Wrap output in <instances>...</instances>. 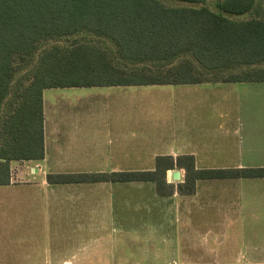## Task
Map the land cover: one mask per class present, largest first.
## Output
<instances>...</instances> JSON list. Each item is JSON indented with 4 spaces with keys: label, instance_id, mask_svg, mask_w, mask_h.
<instances>
[{
    "label": "crops",
    "instance_id": "obj_1",
    "mask_svg": "<svg viewBox=\"0 0 264 264\" xmlns=\"http://www.w3.org/2000/svg\"><path fill=\"white\" fill-rule=\"evenodd\" d=\"M118 88H139L131 97L138 101V133L124 125L136 115L117 113L118 107L133 106L129 93ZM101 89H108L102 96L111 100L104 115L65 113L58 105V112L53 107L48 116L43 95L45 157L11 162V182L0 186V264H98V249L132 250L131 244L145 248V237L140 240L138 235L153 232L146 229L152 226L126 233L137 240L126 236L118 244L112 230L97 227L98 218L113 217L114 186L125 184H52L49 175L152 171L161 156H193L198 170L264 168V82ZM162 99H168L167 107L161 106ZM163 111L169 119L166 137L155 124ZM80 119L103 121L104 134L96 137L89 127L72 124ZM176 172L179 180L173 177ZM185 177L184 169L167 173L169 184L178 181L168 197L158 195L154 183L136 182L151 186L152 201L180 197L185 234L217 232L207 219H233L243 227L264 219V178L200 180L194 194L178 195ZM171 233L178 241L176 228ZM111 260L106 254L102 264Z\"/></svg>",
    "mask_w": 264,
    "mask_h": 264
},
{
    "label": "trees",
    "instance_id": "obj_2",
    "mask_svg": "<svg viewBox=\"0 0 264 264\" xmlns=\"http://www.w3.org/2000/svg\"><path fill=\"white\" fill-rule=\"evenodd\" d=\"M206 2L0 0V186L11 182V162L45 157V90L264 82V21L231 18L251 12L257 0H219L218 12L196 6ZM81 33L109 40L116 52L85 42L44 47ZM37 53L35 70L24 72ZM176 168L186 171L177 187L185 195L194 194L200 180L264 178V168L198 170L193 156H161L152 171L59 174L48 181L151 182L168 197L176 187L167 173Z\"/></svg>",
    "mask_w": 264,
    "mask_h": 264
},
{
    "label": "rangeland",
    "instance_id": "obj_3",
    "mask_svg": "<svg viewBox=\"0 0 264 264\" xmlns=\"http://www.w3.org/2000/svg\"><path fill=\"white\" fill-rule=\"evenodd\" d=\"M219 0H207L205 4L196 5L197 7L206 6L209 9L218 12ZM170 6H177L179 4L167 3ZM237 21H249L252 19H261L264 21V0H257L256 7L246 15L231 17ZM92 43L106 49L109 53L114 54L116 47L104 38L97 37L89 33H81L66 39L58 41H50L44 45L45 48L50 49L54 46H69L75 43ZM40 53V52H39ZM38 53L34 60V64L27 68L24 72L35 70V61L38 58ZM188 58L180 59L187 61ZM173 66H156L153 70L161 69L167 71ZM200 70L199 66H196ZM201 71V70H200ZM199 72V71H198ZM200 73V72H199ZM202 74V73H201ZM228 75V74H225ZM225 75H219L217 79L222 80ZM216 79L215 77H210ZM139 88H118L117 91L129 93V104L133 105L131 108L126 106L118 107L117 113L124 117L127 115H136L133 120L124 121L125 128L133 129L136 133L140 125L137 124V113L135 108L138 101L131 99L137 95L136 91ZM108 89H52L45 92V101L48 105V116H51V111L58 112V105L65 108V113L87 114L96 112L98 115H104L108 112L107 108L110 106L111 100L106 98L105 92ZM92 94H96L94 97ZM86 95V96H85ZM88 95L91 97L85 98ZM84 97V100H83ZM82 99V100H81ZM156 102V99H155ZM168 99L161 100V106L167 107ZM152 105V104H151ZM156 106V104L154 105ZM217 107H222L221 105ZM92 108H96L93 111ZM213 108V107H212ZM209 108V109H212ZM214 110V109H213ZM217 109H215V112ZM79 112V113H78ZM166 111L161 113L159 120L155 124L160 125L161 135L166 137L169 134V119ZM164 117V118H163ZM74 125L81 129L90 128L95 133L91 132L93 136L103 135L105 124L99 119L95 122H89L85 119H80ZM120 124V123H119ZM157 131V130H156ZM138 133V132H137ZM98 134V135H97ZM186 172V171H185ZM21 179V178H19ZM175 185L178 181L171 179ZM151 186L143 184L131 183L125 185H116L113 188V217L98 218L97 227L99 229L112 230L113 241L118 244L120 241L124 242L126 236L136 241V235L129 236L126 233H134L148 227L149 232L144 236L138 235L140 240L145 237L146 245L144 249H136V244L132 250H117L112 251L97 250L98 264L104 262V256L110 257L112 264H264V219H258L255 225L252 222H247L243 227L241 223H233V219H207L208 227L217 229L207 234H185L184 232V214L180 210V197L173 198V200L151 199ZM181 195V194H178ZM120 199L123 200V207L120 206ZM126 199L128 205L126 206ZM115 203L119 206H115ZM127 207V208H125ZM255 221V219H251ZM176 228V236L178 241H174V234L171 230ZM104 229V230H105ZM199 230V228H198ZM157 244L156 246L154 245ZM112 253V255H111ZM110 255V256H109Z\"/></svg>",
    "mask_w": 264,
    "mask_h": 264
},
{
    "label": "water",
    "instance_id": "obj_4",
    "mask_svg": "<svg viewBox=\"0 0 264 264\" xmlns=\"http://www.w3.org/2000/svg\"><path fill=\"white\" fill-rule=\"evenodd\" d=\"M173 177L175 180H179L180 179V173L176 172Z\"/></svg>",
    "mask_w": 264,
    "mask_h": 264
}]
</instances>
